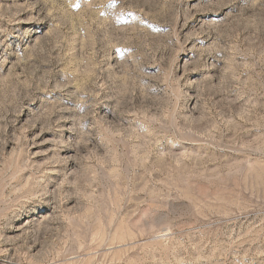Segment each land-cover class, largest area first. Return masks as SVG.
<instances>
[{"label":"rangeland","instance_id":"1","mask_svg":"<svg viewBox=\"0 0 264 264\" xmlns=\"http://www.w3.org/2000/svg\"><path fill=\"white\" fill-rule=\"evenodd\" d=\"M0 264H264V0H0Z\"/></svg>","mask_w":264,"mask_h":264}]
</instances>
